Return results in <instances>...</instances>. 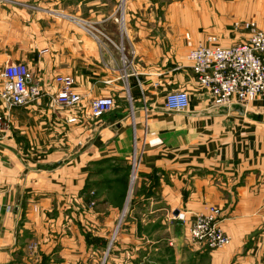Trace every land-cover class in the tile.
Here are the masks:
<instances>
[{"label":"crops","instance_id":"0c3cea01","mask_svg":"<svg viewBox=\"0 0 264 264\" xmlns=\"http://www.w3.org/2000/svg\"><path fill=\"white\" fill-rule=\"evenodd\" d=\"M126 5L119 24L114 11L76 20L46 0H0V89L4 68L24 63L42 91L11 112L0 100V264L96 263L123 216L133 152L138 198L128 217L174 213L178 246L196 215L219 207L231 244L211 264H264V102L216 108L186 59L210 35L244 41L233 25L260 20L251 2ZM58 76L74 78L77 106L54 103ZM182 89L188 111H167L166 96ZM106 97L114 108L92 117L90 103ZM130 225L141 233L147 224Z\"/></svg>","mask_w":264,"mask_h":264},{"label":"built area","instance_id":"2783aa9c","mask_svg":"<svg viewBox=\"0 0 264 264\" xmlns=\"http://www.w3.org/2000/svg\"><path fill=\"white\" fill-rule=\"evenodd\" d=\"M234 29H245L246 40L224 46L216 36L210 35L191 49L186 59L197 88L211 94L216 108L237 106L247 110L255 101L264 102V28L250 23H236ZM1 78L3 84L0 100L6 112L29 106L42 97L41 89L31 84L32 76L25 64L7 65ZM55 83L58 89L54 103L64 108L77 106L80 98L74 90V78L58 76ZM189 107V93L184 89L170 92L166 96L165 109L169 112H187ZM113 108V100L106 97L92 101L88 112L92 117L99 118ZM75 121L74 118L69 120ZM135 160L136 152H133L132 166ZM134 176H137V171L132 169ZM222 218V209L216 206L196 215L188 227L189 240L209 251L226 249L231 238L221 225Z\"/></svg>","mask_w":264,"mask_h":264},{"label":"rangeland","instance_id":"374dc122","mask_svg":"<svg viewBox=\"0 0 264 264\" xmlns=\"http://www.w3.org/2000/svg\"><path fill=\"white\" fill-rule=\"evenodd\" d=\"M46 1L50 4L53 3V5L60 4L64 12L72 14L76 20H98L100 13H110L111 11H114V14L111 16L110 20H117L119 24H121L123 20H126V4L128 0ZM248 1L251 2V8L255 14L254 17L260 20L237 21L234 25L236 23H250L259 28H264V0ZM82 28L84 30H90L91 34L94 36L99 37L102 35V31L100 29L96 30L95 26H93V28L91 27V29L89 26L85 28L82 26ZM106 32L109 34L107 30ZM2 84L3 80H1V89ZM132 169H134L133 166L130 168L127 190L124 194L123 216L117 218V222H114L112 231L108 233V244L106 248L104 247L105 249H103V244L102 246L100 244V247H98L97 260L94 264H211L212 261L210 258L212 255H210V253L214 250H206L190 241L187 233H185L182 245L177 246L174 243V220L176 221L179 219V216L174 217V213H168L167 210L163 209L149 218L146 215L128 217V210L132 208L134 202H136L138 198L137 182L139 181V174L137 170V176L133 178ZM141 196H145V193ZM137 203H139V201ZM163 220H165V223H163ZM126 221L134 223L137 229V223H140V221H143L144 224L147 225H143L145 228L141 233L138 231L132 232L130 223L129 225H125ZM189 226L190 222L188 227Z\"/></svg>","mask_w":264,"mask_h":264},{"label":"bare ground","instance_id":"6f19581e","mask_svg":"<svg viewBox=\"0 0 264 264\" xmlns=\"http://www.w3.org/2000/svg\"><path fill=\"white\" fill-rule=\"evenodd\" d=\"M133 167H134L135 171H137V162H136V160H135V163L133 164Z\"/></svg>","mask_w":264,"mask_h":264}]
</instances>
